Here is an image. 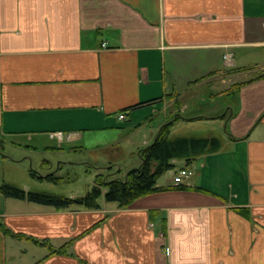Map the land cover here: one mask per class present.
Returning <instances> with one entry per match:
<instances>
[{
	"label": "crops",
	"instance_id": "1",
	"mask_svg": "<svg viewBox=\"0 0 264 264\" xmlns=\"http://www.w3.org/2000/svg\"><path fill=\"white\" fill-rule=\"evenodd\" d=\"M250 52L264 56V0H0V151L59 169L75 163L56 154L101 147L112 158L95 168L122 177L161 125L201 115L182 114L183 95L205 80L236 92L212 117L228 126L219 150L175 160L186 188L92 210L0 193V264H264V63Z\"/></svg>",
	"mask_w": 264,
	"mask_h": 264
},
{
	"label": "rangeland",
	"instance_id": "2",
	"mask_svg": "<svg viewBox=\"0 0 264 264\" xmlns=\"http://www.w3.org/2000/svg\"><path fill=\"white\" fill-rule=\"evenodd\" d=\"M263 57L264 56H261L259 53H257L256 56L255 53L250 52L242 58L247 59V62L249 63L254 60L255 62L248 65L255 66L264 63ZM254 73L255 72L253 71L247 73V78L254 75ZM193 90L194 91L191 94H185L180 99L181 103H185L186 105V107L184 106L185 110L182 112V114L186 117H196L199 114L201 115L197 116V118L175 122L171 128L170 136H218L221 138L224 134V128L226 127L228 130V126L224 127V122H222L218 117H212L220 115V113H223L227 108L230 109L236 106V92L233 90L229 94H221L220 91L210 88L206 80L198 84ZM4 153L11 154L12 157L20 160L12 161L11 159L6 158ZM63 155H66L64 157H68L74 161L75 164H63L61 165V168L56 169L57 163L55 161L57 159H52L54 154L48 156L53 161L51 168L46 162L41 163L43 159V156L41 155L32 156V160L30 161L28 159L22 158L23 156L21 152L9 148H6V150H1L0 181H2L1 179L4 178V182L13 184L16 187L25 190V192L45 191L57 195L71 197V195L79 196L85 194V192L92 186L97 174H105L107 179L110 178V176L107 175L109 170L105 168H95L96 165L107 166L110 164V161H107V159L112 157H109L110 154L105 148L100 147L95 150L83 151L75 149L69 154L65 152L56 154L55 156L61 157ZM130 161L131 158L128 156L124 161L118 162L117 165H111L110 169L114 172V170H117L119 166L121 170H119L117 173L122 174L125 172V169L130 167ZM53 171H55V175L50 173ZM43 174H45V177ZM49 175L56 176V179H47V176ZM166 176L167 173L161 175L159 177V182L163 183ZM28 251L30 252V250ZM36 258L37 256L31 254V252L23 256V260H25L27 263H31Z\"/></svg>",
	"mask_w": 264,
	"mask_h": 264
},
{
	"label": "trees",
	"instance_id": "3",
	"mask_svg": "<svg viewBox=\"0 0 264 264\" xmlns=\"http://www.w3.org/2000/svg\"><path fill=\"white\" fill-rule=\"evenodd\" d=\"M179 119L180 117L177 115L175 120ZM173 123L170 120L161 125L155 139L140 149L141 163L139 166L129 169L122 177L113 176L107 179L105 174H97L92 186L83 195L66 197L45 191L25 192V190L6 182L0 184V193L6 197L27 199L51 206L57 210H92L101 207V198L107 202L116 203L119 208H124L140 196L165 189L186 188L181 184L159 186L157 180L175 166L174 159L190 161L201 154L218 151L221 143L217 137H170ZM55 177L49 175L47 179L54 180ZM0 228L4 232H8V229L1 223ZM67 246L68 244L52 250V252H65Z\"/></svg>",
	"mask_w": 264,
	"mask_h": 264
},
{
	"label": "built area",
	"instance_id": "4",
	"mask_svg": "<svg viewBox=\"0 0 264 264\" xmlns=\"http://www.w3.org/2000/svg\"><path fill=\"white\" fill-rule=\"evenodd\" d=\"M103 46L105 43L102 44ZM231 57V54H225L226 61H229ZM120 119L125 118V114L121 112L119 115ZM50 136L60 138L61 132H51ZM175 162V159L173 160ZM171 172V182L174 185L181 184V185H187L189 182V179L191 175L193 174V170L186 165H182L179 167L174 168L173 170H170ZM165 252L166 254H169V247L165 246Z\"/></svg>",
	"mask_w": 264,
	"mask_h": 264
}]
</instances>
